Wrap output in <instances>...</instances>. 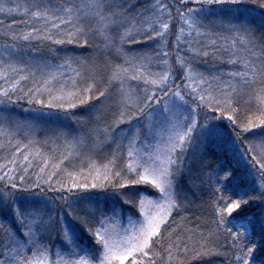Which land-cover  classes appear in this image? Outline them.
Wrapping results in <instances>:
<instances>
[{
	"label": "snow or ice",
	"instance_id": "obj_1",
	"mask_svg": "<svg viewBox=\"0 0 264 264\" xmlns=\"http://www.w3.org/2000/svg\"><path fill=\"white\" fill-rule=\"evenodd\" d=\"M135 2L26 0L14 7L0 3V13L22 14L20 23L25 26L15 31V20L7 25L0 20L7 38L2 55L8 60L0 59V80L4 81L0 104L12 102L15 96L30 105L64 110L81 124L85 118L69 110L87 106L98 113L87 130L93 147L108 141L115 144L103 163L85 155L87 168L67 171L64 161L84 155L78 151L86 143L84 134L64 140V151L53 159L39 150L33 152L32 141L13 142L14 133L0 125V136L8 138L0 141V148L13 149L0 163V264H157L158 260L159 264H190L212 255L229 257L226 264H264V214L259 239L254 220L241 215L250 200L264 201V31L257 33L244 16L249 11L244 7L246 0H172L171 6L169 0H151L138 9ZM251 3L264 10V0ZM173 9L179 21L172 47L178 69L170 62L168 50ZM217 25L231 35L213 32ZM91 34L103 43L88 58L65 55L55 66L12 60L19 41L88 46ZM201 38L206 42L201 44ZM142 44L148 46L141 48ZM181 44L186 45L188 56L181 53ZM210 55L226 61L231 70L211 76L198 71L193 58ZM65 67L72 71L71 77L61 71ZM178 72L182 73L179 83ZM225 75L227 79H222ZM29 80L31 87L25 91L22 82ZM113 92L116 111L105 123L100 108L90 102L106 110L102 101ZM252 102L255 109L249 108L240 119L241 106ZM223 118L232 126L228 139L237 150L244 146L240 155L250 160L259 178L258 195L236 186L229 190L231 194L226 192V182L234 175L230 167L205 172L211 164L201 157L193 171L186 159L190 148L223 136L214 123ZM122 124L129 127L120 129ZM117 129L119 140L115 139ZM248 135L258 138L249 140ZM37 156L41 157L39 170L30 172V157ZM185 171L191 173L188 182L193 187L213 186L211 228L192 223L186 214L191 202L179 186ZM42 185L59 195L47 198ZM140 185L154 190L153 194L129 188ZM103 190H111L112 199L134 204L139 212L136 220L129 217L127 226L121 227L116 207L106 211L107 198L101 204ZM40 195L45 198L35 199ZM193 219L201 218L193 214ZM81 230L90 235V247L81 243ZM217 233L226 238L225 251L213 239ZM54 234L60 240L55 248L50 242Z\"/></svg>",
	"mask_w": 264,
	"mask_h": 264
},
{
	"label": "trees",
	"instance_id": "obj_2",
	"mask_svg": "<svg viewBox=\"0 0 264 264\" xmlns=\"http://www.w3.org/2000/svg\"><path fill=\"white\" fill-rule=\"evenodd\" d=\"M25 2L26 0H0V3L5 4L7 7H14L18 3L23 4ZM148 3H151V0H136L135 8H141L142 6H146ZM169 4L171 6L172 0H169ZM188 6L191 7L192 5L189 4ZM244 7L250 11V14L249 11H246L244 16L247 17L249 22L256 28L257 33L264 31V24H262V19H264V10L259 9L258 5L252 4L251 0H246ZM252 9H255V11H251ZM173 17V22L170 25L171 34L168 37V50L170 52V62L173 64L174 69H178L179 66L175 63V53L172 51L173 40L179 25V21L175 18L176 14L174 9ZM23 19L24 17L20 13H0V20H2L4 24H10L12 20L17 22V24L13 27V30L15 31H21L24 29L25 26L20 23ZM3 30V28H0V59H4L5 62H8L7 58L2 55L5 40L7 39L2 35ZM212 31L220 32L226 36L231 35L227 28L220 27L218 25L212 27ZM211 38L217 39L215 36ZM205 42L206 38L200 39L201 44ZM101 43H103V41L94 34L89 36L88 46L78 44L53 45L47 41L41 42L37 40L19 41L17 42L18 51L12 57V60L14 62L23 64H31L34 61H43L55 66L62 63L61 58L65 55L82 56L88 58L95 50V46ZM218 43H222V41H218ZM147 46L148 45L146 44H142L140 47L145 48ZM152 47L154 48L155 45H152ZM180 51L185 56L189 55L186 51V45L184 44H181ZM109 55H111V53H109ZM112 58L116 60L117 63L120 62L118 59H116V57L113 56ZM192 63L195 65L198 71L209 76L218 75L221 71L226 73L231 70V66L228 65L226 61L211 55L206 58H193ZM74 66L75 65H73V67ZM52 70H55V68L53 67ZM61 71L68 77L73 75L72 71L67 67L62 68ZM181 74L182 73L178 72L176 75V80L178 83L180 82L179 76ZM37 75H39V73H37ZM221 78L227 79V76L225 75ZM61 83H63V81H61ZM3 85L4 81L0 80V86ZM22 86L24 87V90L27 91V89L31 87V80L22 82ZM18 94L19 92H17V95ZM115 98V93L113 92V94L110 95L107 100L102 101V104L107 106L106 110L101 108L100 104H96L95 101L90 102L91 104H95L97 108H100L99 115L101 116V120L105 123L112 119L111 113L116 111V105L114 103ZM249 108L253 110L255 109L254 102L241 106L240 119H243L246 116ZM69 111L72 115L84 117L86 123L81 124L72 120L64 110L48 108L45 106L36 105L35 103L30 105L26 99L16 100L14 96L12 102L0 104V125H2L4 129L14 133L12 136L13 142L17 139L25 144H28L29 141H32L29 147L33 150V152L39 150L42 155L52 157L53 159H58L61 152L64 151V140H71L75 135L84 134L86 136V143L83 147L78 149V151L84 155L71 156L69 160L63 162L62 167L67 171L74 172H78L80 168H87L89 161L85 159V155H90L91 158L98 164L103 163L115 148V144L111 141H108L104 143L103 146L93 147V138L88 134L87 130L95 123L93 118L98 115V113L92 111L87 106H80L77 109H72ZM138 120L143 121V117L138 118ZM214 123L219 124L223 136L220 138H215L211 142L205 141V143L201 146L190 148L188 150L186 159L191 161L193 171L196 170L198 162L201 160V157H203V162L205 164H211L210 168L204 169L205 172H218L220 168L229 167L233 170V177L226 182V192H229V190L236 186L240 190L248 191L250 195H258L260 189L259 178L251 168L250 160L248 158H242L240 155V153L244 151V146L240 145L239 149L237 150L236 146L232 145L231 140L228 139L231 134V124L226 118H223L220 121H214ZM132 124L136 125L137 121H132ZM98 126L101 128L103 127L102 124ZM128 127L129 125L127 124H122L119 126L120 129ZM253 131L258 132V130ZM61 133H66L67 135L61 136ZM141 138L143 139V137ZM245 138L252 140L258 137L248 135ZM7 139L8 138L5 136H0V141L7 142ZM100 139L104 140V137L101 135ZM115 139L119 140V129H117ZM124 143L126 144L127 141ZM137 146H139V144ZM11 151H13L12 148H0V163H2L7 158V154ZM30 159L32 160L33 168L29 171H38V165L41 164V157H30ZM120 162L123 163V160L121 159ZM190 175L191 173L185 171V173L179 179L180 188L183 189V191L187 194V197L191 202L190 207L186 209V214H188V217L190 220H192V223H199L201 227L205 229L211 228V219L213 217L211 201L214 198L213 186L206 183L205 185H201L199 188L193 187L188 182ZM61 179H66V177L61 175ZM132 187L138 188L141 192L147 191V194L149 195H152L154 192L152 189H146V186L143 185L129 186V188ZM41 188L43 189V193L46 194L47 198L54 200L59 195L58 193L49 190L43 185ZM32 191L36 192L37 190L33 189ZM92 191L99 192L101 190ZM229 194L231 193L229 192ZM112 196L113 193L111 190H103V195L99 197L102 205L105 203V199L107 198L108 206L105 209L106 211L110 212L111 208L115 206L117 210L127 213L133 217L139 214L138 209L134 204H125L119 198L112 199ZM44 198V195L35 197V199ZM57 210L59 211V209ZM184 214L185 213H181V215ZM193 214L197 217H200L201 219L199 221L194 220ZM244 214H247L249 219L254 220V223L257 226L256 237L259 239V222L262 214H264V201L250 200L249 203L243 207L241 215ZM173 216L175 218L176 213H174ZM67 219L71 221L70 217H67ZM71 222L76 223L75 221ZM213 239L218 246H221V251H225L227 249V245L225 244L226 238L223 233H217ZM50 242L53 244V246L60 245L59 237L55 234L53 235ZM81 243L89 247L92 244L90 235L83 233L82 230ZM228 259L229 257L223 255H212L191 260L190 264H226ZM157 264H159V260L157 261Z\"/></svg>",
	"mask_w": 264,
	"mask_h": 264
},
{
	"label": "rangeland",
	"instance_id": "obj_3",
	"mask_svg": "<svg viewBox=\"0 0 264 264\" xmlns=\"http://www.w3.org/2000/svg\"><path fill=\"white\" fill-rule=\"evenodd\" d=\"M117 212L120 213V215L117 217V219L120 221V226L121 227H126L127 226L129 217H131L133 220H136V218L139 216V214H138L137 216L133 217V216H131V215L127 214V213H124V212H122L120 210H117ZM58 246H60V245H55L54 248L58 247Z\"/></svg>",
	"mask_w": 264,
	"mask_h": 264
}]
</instances>
